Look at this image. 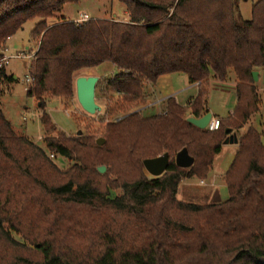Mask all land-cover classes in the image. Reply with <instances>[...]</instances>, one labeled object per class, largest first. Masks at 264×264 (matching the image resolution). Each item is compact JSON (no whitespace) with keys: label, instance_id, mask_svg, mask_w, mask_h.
I'll use <instances>...</instances> for the list:
<instances>
[{"label":"trees","instance_id":"16d2710c","mask_svg":"<svg viewBox=\"0 0 264 264\" xmlns=\"http://www.w3.org/2000/svg\"><path fill=\"white\" fill-rule=\"evenodd\" d=\"M81 0H0V59L27 22L35 42L26 97L36 100L45 135L55 131L50 99L71 100L73 76L112 64L104 144L45 139V149L14 133L0 105V264H264V127H249L223 177L228 198L194 204L177 198L183 180H206L227 139L260 113L251 73L264 69V0L238 23L239 0H117L125 22L48 21ZM234 76L236 105L215 132L189 124L207 113L208 82ZM198 84L186 106L174 98L144 117L161 77ZM12 81L0 68V98ZM98 85V83H97ZM103 92L96 86L95 98ZM264 124V123H263ZM186 148L193 165L178 168ZM167 154L164 174L143 161ZM70 163L60 169L49 159ZM99 167H105L100 174Z\"/></svg>","mask_w":264,"mask_h":264},{"label":"rangeland","instance_id":"374dc122","mask_svg":"<svg viewBox=\"0 0 264 264\" xmlns=\"http://www.w3.org/2000/svg\"><path fill=\"white\" fill-rule=\"evenodd\" d=\"M258 1H238V23L250 20L252 5ZM81 15H87L88 21L103 19L124 23L126 20L125 8L117 0H81L78 4L65 5L61 14L49 20L48 24H57L61 17L74 22ZM36 23V20L27 22L16 35L7 41L3 49V57L8 58L5 71L8 76L12 77V81L7 86H4L3 95L0 98V105L4 116L11 123V127L16 135L29 139L33 144L43 149L46 146L45 139L54 138L58 140L60 137L65 139L88 138L93 141L103 139V128L108 121L105 113L109 99L111 98V94L104 93L106 81L117 74L116 68L108 62L102 63L95 69L78 72L73 76V91L74 80L79 76H93L99 79L97 86L98 90L103 92V96L96 98V102L101 107V111L95 115H88L83 112L76 101L75 91L71 100L61 102L56 99H50L47 102L46 113L54 125L55 131L49 135L43 133L39 124L41 112L38 109V103L36 100L27 98L25 95L31 85V82H27L26 76L28 75L29 62L34 57V51L36 50L35 42L30 40V33ZM24 55H30L32 58L29 60L22 58ZM17 56H21V58ZM257 73L258 81L254 83L259 96L260 113L253 117L240 131L232 135L236 140L249 127H254L259 132H263L264 69L257 71ZM13 76L16 78L14 79ZM160 81L162 85L163 82L165 83L162 88L158 85L150 87L147 92L145 106L137 110L144 117L162 113L165 98L167 97H173L179 105L186 106L190 104L191 99L197 94L198 84L191 85L187 77L182 74L164 76L160 78ZM213 81L210 78L207 83L210 90L207 102L213 113L225 118L223 119L225 121L232 116L231 114L227 117L228 112L233 109V103H231L230 98H233L234 76L231 73L225 83ZM236 151L237 143H224L221 151L214 158L208 178L203 181L198 179L183 180L179 185L177 198L183 202L194 204H213L225 201L228 198V192L223 183V177ZM49 159L60 169L70 166V163L66 160L51 159L50 155Z\"/></svg>","mask_w":264,"mask_h":264},{"label":"water","instance_id":"95a60500","mask_svg":"<svg viewBox=\"0 0 264 264\" xmlns=\"http://www.w3.org/2000/svg\"><path fill=\"white\" fill-rule=\"evenodd\" d=\"M251 76L254 82L258 81L257 71H253L251 73ZM98 81L99 79L93 76H89V77L79 76L74 80V91H75L76 101L80 106L81 110L88 115H95L101 111V107L97 104L95 98V90ZM211 118L212 115L211 113L208 112L205 115H203L201 118L189 117L186 119V121L200 130H205ZM229 134H231V131L226 130V135ZM224 143L236 144L237 140L235 137L231 136L228 139H226ZM96 144L98 146H102L104 144V140L98 139L96 141ZM168 163H169V157L167 154H164L155 159H149L143 161V167L149 176L157 178L165 173L168 167ZM174 163L178 168L188 169L193 165L194 159L189 156L187 149L184 148L175 155ZM98 172L100 174H103L105 172V167H99Z\"/></svg>","mask_w":264,"mask_h":264},{"label":"built area","instance_id":"2783aa9c","mask_svg":"<svg viewBox=\"0 0 264 264\" xmlns=\"http://www.w3.org/2000/svg\"><path fill=\"white\" fill-rule=\"evenodd\" d=\"M87 21H88V16L87 15H81L80 18L78 20L74 21V22L77 23V24H81V23L87 22ZM17 57L21 58V56H17ZM22 58H25V59L29 60V59L32 58V56L24 55V56H22ZM7 64H8V58L3 57V58L0 59V68L5 67ZM26 80H27V82H31L32 81V79L28 75L26 76ZM219 125H220L219 119L211 118V120L209 121V123H208V125L206 126L205 129L208 132H215V131H217L219 129ZM53 157H54L53 155H50L51 159H53Z\"/></svg>","mask_w":264,"mask_h":264},{"label":"crops","instance_id":"0c3cea01","mask_svg":"<svg viewBox=\"0 0 264 264\" xmlns=\"http://www.w3.org/2000/svg\"><path fill=\"white\" fill-rule=\"evenodd\" d=\"M6 50H7V47H6ZM5 50V51H6ZM13 78L15 79L16 77L15 76H13ZM162 78V77H161ZM161 81H160V79L158 80V82H157V84L156 85H158V86H161V88H162V86L165 84L164 82H163V85L160 83ZM214 82V81H213ZM168 83V82H167ZM235 85V84H234ZM233 85V86H234ZM234 88V87H233ZM209 92H210V90H209ZM229 94V93H228ZM208 97H209V95H208ZM232 97L233 98H230V101H231V103H233V109H234V107H235V103H236V99H235V93H234V90H232ZM168 98H171V97H167V98H165V99H168ZM173 98V97H172ZM208 99V98H207ZM208 101V100H207ZM207 113L209 112V113H211V115H212V118H215V119H225V118H222V117H220V116H218V115H215L214 113H213V110L209 107V104H208V102H207ZM233 109L230 111V112H228V115H227V117L229 116V115H231L232 114V112H233ZM226 117V118H227ZM234 134V132L233 133H231V134H229L228 136H227V139L229 138V137H231L232 135ZM200 183V182H199ZM178 195V194H177Z\"/></svg>","mask_w":264,"mask_h":264}]
</instances>
